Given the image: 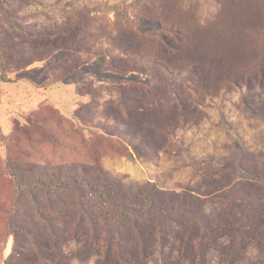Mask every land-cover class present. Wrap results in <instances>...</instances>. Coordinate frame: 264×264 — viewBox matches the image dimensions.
<instances>
[{
  "label": "rangeland",
  "instance_id": "obj_1",
  "mask_svg": "<svg viewBox=\"0 0 264 264\" xmlns=\"http://www.w3.org/2000/svg\"><path fill=\"white\" fill-rule=\"evenodd\" d=\"M221 1L181 0L182 10H176L174 0H0V52L8 80L0 69V264H196L194 242L184 241L186 215L168 221L170 235L164 237L151 221L141 226L140 237L138 224L128 218L121 247L113 236L118 212L99 197L69 185L23 191L22 180L72 175L137 208L150 188L160 192V204L222 188V198H209L204 211L216 218L235 210V218H227L231 225L250 216L238 209L237 200L264 208V183L239 179L252 173L264 178V60L260 70L255 66L264 50L262 38L251 30L245 46H194V52L209 49L198 59L202 69L185 62L170 69L155 59L158 46L170 57L183 54L187 38L180 32L186 23L199 37L215 21ZM256 1L262 2L248 4ZM81 13L91 16L87 31L59 34ZM168 22L182 25L170 28ZM233 65L244 78L209 93L215 74L227 76ZM159 104L165 110L177 106L181 117L191 120L167 143L158 127L155 141L146 132V119L161 111ZM227 126L235 128L245 150L236 149ZM216 163L236 169L241 163L246 172L231 173ZM81 199L98 227L95 239L87 231L89 218H80ZM256 229L264 238V220ZM241 240L226 230L219 245L207 241L208 264H222L224 253ZM255 244L237 264L254 257ZM234 252L239 259L245 251Z\"/></svg>",
  "mask_w": 264,
  "mask_h": 264
},
{
  "label": "trees",
  "instance_id": "obj_2",
  "mask_svg": "<svg viewBox=\"0 0 264 264\" xmlns=\"http://www.w3.org/2000/svg\"><path fill=\"white\" fill-rule=\"evenodd\" d=\"M248 3L249 0H222L217 11L219 18L217 15L214 16L213 18H215V21H213L206 28V30L199 35V37H197V35L200 33V31H197L196 29L188 30V23H186L187 26L185 30L180 32V36L183 39L187 38L185 41V46H182L185 49L183 54H181L178 58L170 57L164 52L162 47L158 46L155 59H157L158 62L165 63L170 69L172 66L182 62L190 64L196 63L198 64V67L202 69L204 66H202L201 60H204L205 56L207 55V50L209 49L199 51L197 48L194 52V46H245L250 42L249 34H251V30L258 33V35L262 38V43L264 45V8L262 10L257 9L260 4L264 5V0H262L261 3L257 1L255 3ZM172 8L176 10H182L181 0H174V2H172ZM227 12L228 14L225 17L220 18V16ZM252 14L255 15V19L250 21V15ZM84 15L85 14L81 13L77 15L76 20L70 19L69 21H66L64 23V29L61 31L58 30L59 34L67 37L74 35L75 37L77 35L80 36L82 33L87 31L90 26V15ZM176 24L182 25V22H168L167 25L168 27L173 28V26ZM239 34L243 36H240ZM132 35L133 33L129 32L130 38ZM196 41H198V44H196ZM152 47L154 48L155 46ZM198 59L201 60L198 61ZM2 60V54L0 52V69L2 71L1 78L5 81H8L7 78L3 76ZM263 60L264 50L262 53H260V57L255 66L259 68ZM211 69L212 68L206 67L205 72L207 71L208 73H211L209 75H212L213 71ZM260 69L261 68L258 70ZM230 70L231 72L227 76H222V74L219 76L215 74L213 83L216 85L209 88L207 91L212 93L215 88L221 87L222 84L235 82L236 80H242L244 78V74L241 78H238L241 75V73L238 71L239 66L233 65ZM158 108L161 111L151 113L146 119L149 125V128L146 130L147 136L150 137L152 141H155L154 139L156 137L154 133L158 127L163 131L164 134H166L163 140L167 143L169 141V136L173 135V132L179 128L183 122H190L191 120H188L187 117H181V111L177 106H173L171 110H165L164 106L159 104ZM227 132L233 138L236 149L238 151L245 150L242 146V140L237 134L235 128L232 126H227ZM156 134H159V131H157ZM143 135H145V133ZM166 143L160 144V147H162L161 149L166 147ZM134 149L136 152H138L136 148ZM127 156L132 158L133 154L128 152ZM215 166L222 167V169H225L231 173L240 174L241 171H244L242 170L244 168V164L242 165L241 163L237 165V169L227 163H216ZM251 173L252 172H250V174ZM239 177V179L242 180H254L256 182L264 183V178L256 173H252L251 176L241 175ZM20 182V188L23 189V191L28 192H33L35 190L41 192L60 190L63 187L69 185L76 189L80 194H88L99 197V199L106 205L108 209L118 212V219L114 226L113 236L118 239L121 247H124V244L122 243V229L125 225V221L128 218L132 219L136 224H138V232L140 237H142L141 226L148 221H151L159 234L164 237L170 235V233L167 232V222L171 221L174 216L186 215L190 219V226L184 241L189 238L194 242V246L198 250L195 260L196 264H208V258L204 252V246L206 242L210 241L213 247L219 245L218 242L226 230L234 231L240 234V236H242V240L238 242L233 251L230 249L228 250L230 252L224 253V257L221 261L222 264H237L238 260L240 262V259H244L242 258L243 255L245 256L253 242L256 243L255 247L258 251L255 253L254 257H251L248 260L246 264H264V238H260L262 234H256L258 231L256 229L258 221L264 220L263 206L261 204H257L256 206L258 207H255L254 204H244L240 200H237L238 209L248 210L250 213L249 217L243 214V217H245L243 221L246 222L242 224H240V222L237 225H231L227 223V218L229 215L230 218H235L237 214L235 213V210H232L231 212L221 211L216 218H212L205 213L207 200L209 198H222L220 197V191H222V188L213 189L212 191L202 195L184 193L179 196V198H176L175 202L173 201L174 198L170 197L168 198V204H160L158 200L160 192L153 193V189L150 188L144 190V196L146 197L144 205L141 208H137L132 205H125L123 203L116 202L105 187L96 188L90 181L78 180L72 175H65L58 179L31 181L22 180ZM126 186H130V184H126ZM81 201L82 199L79 202V211L81 213L80 218H82V216L89 218L90 228L87 231L89 232L90 236L95 239L98 227L95 221L92 220L93 217L91 216L90 212L84 207V204ZM36 208L42 219L48 222L37 203ZM190 245L193 247V244H189L188 247ZM239 247H242V251L245 252L238 259L235 257L236 253L234 251ZM183 258H185V255H183ZM162 264L167 263L164 262Z\"/></svg>",
  "mask_w": 264,
  "mask_h": 264
}]
</instances>
